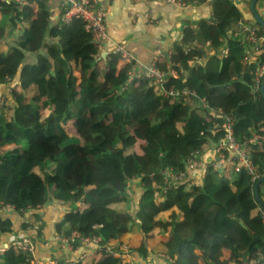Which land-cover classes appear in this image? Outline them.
I'll list each match as a JSON object with an SVG mask.
<instances>
[{"label":"trees","instance_id":"16d2710c","mask_svg":"<svg viewBox=\"0 0 264 264\" xmlns=\"http://www.w3.org/2000/svg\"><path fill=\"white\" fill-rule=\"evenodd\" d=\"M208 4L212 16L185 23L172 51L156 62L179 77L171 75L167 86L197 94L188 106L137 78L136 63L120 53L101 58L83 21L51 24L49 0H25L21 8L0 0V44L16 31L9 50L0 46V87L13 81L0 106V200L33 221L30 235L43 232L42 209L55 203L61 215L50 234L97 237L101 248L73 264H131L114 255L131 244L142 264H240L264 249V210L255 196L264 138L253 144L259 177L246 168L220 175L208 165L200 186L163 189L164 168L182 171L193 153L205 158L213 144L215 151L224 136L218 110L233 114L238 142L253 133L264 137V96L260 87L252 91L264 52L245 62L244 41L232 38L242 10L230 0ZM219 37L227 40L225 57L215 52L191 63L187 45L211 43L217 50ZM28 52L36 54L34 63L25 64ZM130 182H137L135 199ZM258 192L264 201V181ZM28 206L32 212L20 210ZM11 225L0 220V238ZM32 258L10 248L0 264Z\"/></svg>","mask_w":264,"mask_h":264},{"label":"built area","instance_id":"2783aa9c","mask_svg":"<svg viewBox=\"0 0 264 264\" xmlns=\"http://www.w3.org/2000/svg\"><path fill=\"white\" fill-rule=\"evenodd\" d=\"M15 7L21 8L25 4V0H14ZM53 0H49L51 4ZM166 4H171L177 7L186 8L191 5H198L197 0L192 2L189 0H160ZM212 0H205V2H211ZM235 5L238 0H230ZM60 15L59 22L57 25L59 28L66 24H70L74 19H79L84 22V28L87 32L92 35L93 41L99 46L100 49L103 48L105 42L110 39V34L108 31L106 23V10L103 9L99 0H57ZM258 26L252 20H245L241 18L237 26L232 31V38H241L245 44V54L244 61L248 62L254 57L255 53L261 51L264 52V36L260 35L258 32ZM218 43H223V45L217 50L216 47H212L211 43H208L210 49H214V53L219 52V55L226 56L228 53V48L225 45L227 40L225 37H219L217 39ZM209 49V50H210ZM115 52L120 53L121 58L127 62H135L137 72L135 76L137 78H147L150 80V84L156 86L160 95L172 102L178 104L194 106L195 101L198 98L197 94L191 90H176L167 86L168 79L170 76L179 78L172 68L167 66V70L160 69L156 62L159 59L154 60L150 64H143L139 62L136 56L124 45H117L114 48ZM200 52L201 54H196L195 52ZM185 52L187 54H192L195 61L197 58L205 57V46L194 41L192 44L185 47ZM208 55V53L206 54ZM202 60V59H201ZM138 66V67H137ZM264 78V63L258 68L255 73V81L253 86V93L260 87ZM10 81L8 78L7 82ZM10 91V90H9ZM5 98L0 101V105H3ZM203 106L208 107L207 102L202 103ZM218 112L224 116V122L222 124L224 130V136L220 138L218 143H216L214 156L211 159H205L198 156V153H193V157L186 163V169L182 171H175L170 167L164 168L160 175L163 180V189L168 191L172 188H178L179 186L188 183L189 185L200 186L202 184L203 177L202 173L204 168L211 165L214 170L219 171V174H223L226 167H231L234 165V169L239 170L240 168H246L252 175L253 178L259 177V172L256 169L254 163L253 144H257L264 137L253 133L252 137L244 143L237 141L234 132V116L232 113H224L222 110ZM216 152V156H215ZM200 175V176H199ZM60 205L63 204L62 201L58 202ZM263 209V208H262ZM0 210L6 211H17V208L10 203H4L0 200ZM20 210H27L32 212L33 209L28 206L27 208H20ZM264 210V209H263ZM25 212V211H23ZM264 219V214H263ZM41 221L35 226L39 228ZM53 240L57 245L61 247L64 251L63 254H58L53 256L48 260H39L38 248L36 243L33 241L31 236L24 235L21 237H16L10 239V243L4 246H0V255H3L10 248L14 250H21L24 252H29L33 255L30 264H73L77 259L94 252L95 250L101 248L99 239L97 237L82 236L77 230H73L68 236H61L58 233H54ZM50 241L48 239L44 240V246L48 247ZM130 245L123 246L118 253H114L115 256L121 257L126 262L131 264H142L141 261L136 259V256L132 259L125 258L129 256L132 250L129 249ZM132 249L133 247L130 246ZM123 249L127 250L128 254H125ZM107 251H110L109 247ZM134 253V252H133ZM163 255V254H162ZM166 255H163V257ZM169 258V257H168ZM170 259V258H169ZM172 260V259H171ZM147 263V262H146ZM240 264H264V249H258L253 258L242 261Z\"/></svg>","mask_w":264,"mask_h":264},{"label":"crops","instance_id":"0c3cea01","mask_svg":"<svg viewBox=\"0 0 264 264\" xmlns=\"http://www.w3.org/2000/svg\"><path fill=\"white\" fill-rule=\"evenodd\" d=\"M251 1L238 0L236 4L242 10L245 20H252L253 17ZM258 1L256 8L264 19V0L260 3ZM208 3L203 2L200 5L181 8L160 0H99L100 6L106 10V23L110 34V39L105 42L101 50H106L109 53L114 51L117 45H124L143 64H150L156 59L165 58L172 51L173 43L181 38V31L185 23L197 22L212 16L211 6ZM50 5L52 7L51 24L56 25L60 15L57 0H53ZM15 34L16 31L11 35L13 40ZM212 47L214 46L212 45ZM209 49L208 44L205 45V57L213 55L214 49ZM207 53L208 55H206ZM203 57H199L191 63H199ZM25 61V64L34 63L36 54L28 52ZM12 82L0 87V101L3 98L6 99L10 93ZM7 92L9 93L7 94ZM212 147L205 154V159H211L214 156L212 150L214 147ZM230 171H234V165L226 167L221 175ZM202 177H204V173ZM42 212L45 218L43 232L38 235H30V232L33 231L30 227L33 224L32 220L20 215V212L17 211L0 210V217L3 218L0 220H10L12 224L8 227L9 231H5L1 235L0 246L9 244L12 238L28 235L37 245L39 260H48L54 255L63 254L64 251L53 240L54 234H50L51 224L61 215L60 208L55 203H50L42 209ZM45 239L50 241L48 247L44 246ZM55 250L58 251L57 254H55Z\"/></svg>","mask_w":264,"mask_h":264},{"label":"water","instance_id":"95a60500","mask_svg":"<svg viewBox=\"0 0 264 264\" xmlns=\"http://www.w3.org/2000/svg\"><path fill=\"white\" fill-rule=\"evenodd\" d=\"M257 1L258 0H252L251 1V13L253 14L256 22H258L260 24V26L264 29V19L259 14V12L257 11V8H256ZM107 55H108V51L104 50L101 52L100 56H101V58L106 60ZM260 90H261L262 95L264 96V78H263ZM263 181H264V175L262 177H260L259 180L257 181V183L255 184V196H256V199H257L258 203L260 204V206L264 209V201L262 200V198H260L259 192H258V187Z\"/></svg>","mask_w":264,"mask_h":264},{"label":"rangeland","instance_id":"374dc122","mask_svg":"<svg viewBox=\"0 0 264 264\" xmlns=\"http://www.w3.org/2000/svg\"><path fill=\"white\" fill-rule=\"evenodd\" d=\"M11 35H12V32L11 33H7L6 37L3 39L2 43L0 44L1 48L3 50H5V51L9 50V47L13 44V38L11 37ZM12 61H13L12 59L11 60L9 59V61H8V65L9 66L12 65ZM0 106H2V105H0ZM215 156H216V152H215ZM136 185H137V182H133V183L130 182V187L131 188L133 187V197H134V199L136 197V192H137L136 191V189H137ZM221 197H222V199L226 198L225 195H222ZM220 201H221V198H219V202ZM133 205H135V203H133ZM125 239L128 240L129 238L125 237ZM131 245H133V244H131ZM127 247H129V249L133 251V249L130 246H127ZM123 251L125 252V254H128L126 249H123ZM197 252L200 253V251H197ZM129 254L130 255L126 256L125 258H127V259L134 258L135 254L133 252H131ZM163 258L165 259V261H168V262L172 261L171 259L168 258V256H164Z\"/></svg>","mask_w":264,"mask_h":264}]
</instances>
